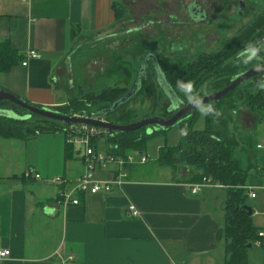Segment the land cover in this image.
Segmentation results:
<instances>
[{
	"label": "crops",
	"instance_id": "obj_1",
	"mask_svg": "<svg viewBox=\"0 0 264 264\" xmlns=\"http://www.w3.org/2000/svg\"><path fill=\"white\" fill-rule=\"evenodd\" d=\"M129 1L0 0V48L9 44L19 57L10 71L0 72V90L39 107L69 106L74 98L69 77L74 55L114 27L117 11ZM30 51L41 58L28 60ZM6 112L9 117L26 116ZM34 130L46 135L0 138V250L11 252L0 264H60L69 258L77 264L227 263V193L223 199L218 189L203 187L194 194L192 186L202 182L195 179L203 169L184 166L181 179H161L143 169L146 163L123 170L111 163L97 169L98 178L109 180L125 172L123 185L114 184L105 194L76 193L79 204L65 208L57 204L59 194L85 173L82 155L74 145L72 153L67 150L66 125L60 129L47 122ZM263 141L248 145H256L263 152L259 155L241 148V142L236 149L248 172L244 189L248 198L257 193L254 200L257 191L264 193V148L257 149ZM106 145L107 154L114 155L107 140ZM94 146L98 150V139ZM240 150H248L249 163L239 156ZM59 177L66 185L54 182ZM260 203L253 208L254 225L264 215V199ZM255 227L264 233V226ZM257 245L264 248V237ZM246 255L249 264L248 251ZM262 256L264 264V252Z\"/></svg>",
	"mask_w": 264,
	"mask_h": 264
},
{
	"label": "rangeland",
	"instance_id": "obj_2",
	"mask_svg": "<svg viewBox=\"0 0 264 264\" xmlns=\"http://www.w3.org/2000/svg\"><path fill=\"white\" fill-rule=\"evenodd\" d=\"M192 2H197L204 10L203 21H191L188 5ZM240 2L244 3L241 8ZM262 21H264V0H131L126 8H123L122 15L114 27L105 34L95 37L91 43L86 44L74 55L71 62L72 72L70 71L69 74L72 78L71 90L74 98L69 106L75 101L83 102L88 108L89 116L92 114L91 117L99 109L110 107V102H101V95L111 94L112 91L120 95L127 93L136 84L141 65L146 58L148 62L157 61L162 68L165 67L168 72L175 74L179 83L183 81L181 75L185 74L183 72H186V69L190 72L197 71L198 67L204 68L203 70L212 69L202 75L197 83L189 82V85L186 84V87L183 86V89L178 90V98L182 101L180 104H188L216 93L229 85L235 76L253 66L264 64V26L260 28L262 34L258 36L257 44L248 46L245 52L233 56L227 62L221 61V52L241 32L253 29L255 23ZM220 67L222 68L219 69ZM158 85L155 77L148 72L142 79L141 89L136 91L125 105L116 110L115 120L125 116L130 117L133 120L131 123H134L149 117L168 119L174 115L177 109H170L171 100L169 96L163 95ZM262 89H264V76H256L246 81L227 96L230 104L225 105L220 114L223 117L232 116L228 117L231 122L228 124L230 132L243 144L241 148L252 149L255 155L263 152L257 151L256 145H253L254 148L248 145L249 142L256 144L264 138V124L261 125V122H264V113L260 108L252 109V104H258L255 99ZM1 107L5 110L9 108L7 105H0ZM23 113L28 118L26 131L32 132L28 135L32 139L46 135L34 129L46 126L47 122L60 129L64 126L63 123L47 120L25 111L19 115ZM197 114L198 118L192 130L203 132L206 126V108L198 109ZM189 118L188 116L183 120L185 122L182 121L185 123L184 128H181L180 123L157 133L153 129L152 131L145 128L148 138L144 151L131 150L127 155L133 156L135 162H139L141 156H147L148 161L143 169L149 171V174L153 173L155 177L181 179L180 175L185 164L177 156L160 162L159 155L162 153L159 152L160 148L163 152L178 145L181 137L186 135V121ZM73 145L77 151H80V155H83L85 147ZM106 146L105 138L98 139V152L104 156L108 153ZM248 150L244 151L245 156L240 150L239 156L247 160ZM165 152L166 156H170L167 150ZM159 164L163 165V168H160ZM188 169L195 171L193 167ZM213 188L223 193L225 199L224 189ZM257 192L258 199L248 198L247 201V204L254 209L259 208L258 204L261 207L260 202L264 199V193ZM254 222L255 225L264 226V215L257 217ZM247 251L251 259L249 264L263 263L264 248L256 244Z\"/></svg>",
	"mask_w": 264,
	"mask_h": 264
},
{
	"label": "trees",
	"instance_id": "obj_3",
	"mask_svg": "<svg viewBox=\"0 0 264 264\" xmlns=\"http://www.w3.org/2000/svg\"><path fill=\"white\" fill-rule=\"evenodd\" d=\"M117 12V19L119 20L122 12H119V10ZM263 26L264 21L257 22L253 26V29H248L244 32H241L232 41V43L228 45L223 52H221V61L227 62L233 56H237L242 54V52H245V50L249 48L248 46L257 44L258 36L260 33L262 34L260 28ZM18 60L19 57L11 48H9V44L1 46L0 72L10 71V69L17 64ZM155 63L158 65L157 67L159 69L156 70L154 75L152 74V68L150 66H142V71H140L139 81L137 83V89H141L142 79L147 76L148 72H150V74L153 75L158 81V86L162 90L163 95L169 96V99L171 100L170 109L173 106H178L182 102L178 98V90L183 89V86L186 87V84L189 82L197 83L202 75L204 76L207 72L212 71V69L206 68V70H203L204 68L201 69V67H198L197 71L192 72L186 69V72H183L185 74L183 76L181 75L183 81H181L180 84L175 74L173 75L171 72H168L165 67L162 68L160 63L157 61ZM219 66H221V64ZM128 92L129 90L127 93L125 92L126 94L123 93L124 95H120L118 92L113 93V91L111 94H102V100L100 99L101 102H110L111 106L108 108L106 107L104 109H99L97 113L110 112L106 120L114 124H129L133 122L130 117L125 116L115 120L114 115L117 110H115L116 105H118L117 108H120V106H123L127 103L126 100H128L127 98L130 96ZM255 102H258V104H252V109L255 110L256 108H260L261 112L264 113V89L261 90V93L255 99ZM228 104H230V102L228 103V99L226 97L217 103H211L208 106L203 107L207 110L206 126L203 132L192 130L198 118L197 112L195 115L189 116V120L186 121V135L181 137L180 142L176 147L165 149V151L167 150V153L170 154V156H166V152H162L161 150L160 154H162L160 155V162L165 161L167 158L171 160V158L177 156L186 167L193 166L203 169L204 174L197 177L195 179L196 181H202L203 178H208L211 179L214 184H220L224 186L223 189L227 193V202L225 205L226 225L224 230V235L226 238L225 251L228 256V261L226 264H248L246 251L250 244L254 246L257 242H260L262 239L259 236L261 229L255 227L252 219L253 214L250 215L246 211V207H250L247 204L248 194L244 189L246 180L248 178V172L242 167L241 161L236 157L238 141L235 139V134L230 132L228 125L231 123L230 119L228 120V117L232 116L223 117L220 115L224 106ZM0 105L9 106L8 110H11L17 114L24 112L22 109L6 101H1ZM1 110L6 111L2 107L0 108V111ZM55 110L67 116L87 115L88 117H91L92 115L91 114L89 116L90 113H88V108L83 102L80 101H75L70 106ZM183 122L180 123L181 128H184L183 126L185 123ZM26 125V120L22 119L21 117L12 118L0 114V138L26 139L28 137ZM144 129L145 128H142L141 130L126 134H113V136L106 137L105 139L109 145L113 147L115 156L126 157L127 153H129L131 150L144 151L148 138V135L145 134ZM97 139L99 138L93 139V144ZM73 148V145L67 144V150L69 152L72 153ZM250 208L253 210L252 207Z\"/></svg>",
	"mask_w": 264,
	"mask_h": 264
},
{
	"label": "built area",
	"instance_id": "obj_4",
	"mask_svg": "<svg viewBox=\"0 0 264 264\" xmlns=\"http://www.w3.org/2000/svg\"><path fill=\"white\" fill-rule=\"evenodd\" d=\"M28 60L30 59H40L41 54L36 51H30L27 56ZM28 61L23 62V65L26 66ZM80 117H88V116H80ZM66 130L68 134V143L75 144V145H82L85 147V151L81 156L84 165L86 167L85 173L79 177L74 186L71 188L65 187L59 194V200L57 204L63 207H68L69 205H78L79 200L75 198L76 193H83L88 195H98L102 193H109L112 190V186L116 185H123L124 179L127 177V173L120 172L119 174L114 175L109 180H101L98 178L96 171L99 167H104L111 163H116L120 169L123 170L124 167L140 163L145 164L147 163L148 159L147 156H141L139 162H135L133 156L127 155L126 157H118L115 155H102L98 152L97 148L93 144V139L100 136L104 130L91 126V125H84V124H70L66 125ZM264 148V141L262 144L257 146V149ZM36 178H39L37 175ZM57 184H64L66 185V180L59 177L54 180ZM203 187H215V188H224L223 185L214 184L211 179L203 178L202 182L195 184L192 186V192L194 194L201 191ZM264 190V186L261 187ZM251 198H255L256 194L254 192L250 193ZM132 216H137L138 213L134 209V207L130 208ZM261 238L264 237V233H259ZM260 244V242H257ZM11 255L9 250H0V262L4 259L8 258ZM60 264H77L73 262L72 258L67 260H63Z\"/></svg>",
	"mask_w": 264,
	"mask_h": 264
},
{
	"label": "water",
	"instance_id": "obj_5",
	"mask_svg": "<svg viewBox=\"0 0 264 264\" xmlns=\"http://www.w3.org/2000/svg\"><path fill=\"white\" fill-rule=\"evenodd\" d=\"M142 66L143 64L141 65L140 71H142ZM140 71L138 73L137 82L131 88V90L132 89H135L136 91L138 90L137 83L139 81ZM261 75L264 76V64L253 66L245 70L244 72L240 73L239 75L235 76L229 85H227L222 90L216 93L202 97L200 99H196L188 104H179L177 108L173 106L171 110H174V109H177V110L174 113V115L168 119H165L162 117H149V118H145L137 122L126 124V125L114 124V123L107 121L106 118L110 112L95 113L92 117L67 116V115H63L59 113L58 111L54 109L31 105L27 103L26 101H23L17 98L13 94L5 90H0V102L1 101L9 102L29 114H32V115H35V116H38V117H41L47 120L60 122V123H63L64 125L84 124V125H91V126L98 127L104 130V132L100 136L97 137L100 139V138L111 137L113 136V134H117V133L126 134V133L135 132V131L141 130L142 128H149L151 130L153 129L156 132L165 131L172 126L178 123H181L183 120H185L186 117L195 115L198 109L206 107L211 103H217L221 101L222 99L226 98L231 92L241 87L246 81L256 76H261ZM136 91H135V94H136ZM133 96H129V98ZM129 98L127 99L129 100ZM128 100H126V102H128ZM117 107L118 105L115 106V110L118 109ZM6 113H7L6 111H2V110L0 111V114H3L5 116H7ZM11 117L19 118V117H16L15 115H12ZM25 118H27V116ZM246 211L250 215L253 214V210L250 207H246ZM249 247H252V245L250 244Z\"/></svg>",
	"mask_w": 264,
	"mask_h": 264
},
{
	"label": "flooded vegetation",
	"instance_id": "obj_6",
	"mask_svg": "<svg viewBox=\"0 0 264 264\" xmlns=\"http://www.w3.org/2000/svg\"><path fill=\"white\" fill-rule=\"evenodd\" d=\"M244 6V3L240 2V8ZM188 11H189V16L191 18L192 22L195 21H203V19H205V13L204 10L200 7V5H198L197 2H192L189 3L188 5ZM153 59V58H152ZM143 66H150L152 69V74L154 75L156 73V70H158L159 68L157 67L158 65L155 63L154 60H151L150 62H148L147 60L143 61ZM135 89L131 88L129 89V95L133 96L135 94ZM173 116V115H172Z\"/></svg>",
	"mask_w": 264,
	"mask_h": 264
}]
</instances>
